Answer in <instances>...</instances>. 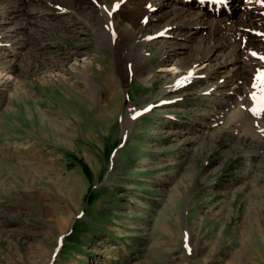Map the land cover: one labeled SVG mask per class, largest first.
I'll return each mask as SVG.
<instances>
[{
	"label": "rangeland",
	"instance_id": "1",
	"mask_svg": "<svg viewBox=\"0 0 264 264\" xmlns=\"http://www.w3.org/2000/svg\"><path fill=\"white\" fill-rule=\"evenodd\" d=\"M25 1L26 30H0V264H264V99L246 93L253 101L245 98L243 109L240 99L234 121L219 94L205 89L224 80L213 78L217 66L205 58L189 70L188 88L165 92L180 70L189 73L180 65L185 56L150 44L167 39L168 50L183 37L150 26L127 50L152 55L148 83L132 74L121 84V46L96 41L106 29L101 6L110 0ZM250 1L231 5L234 28L256 29L243 17ZM15 2L0 5V19ZM158 9L160 20L147 18L155 29L169 15ZM126 13L115 11L120 24ZM101 52L114 67L111 88L122 93L111 98L119 104L112 117L94 110L108 104L98 99L107 94L100 66L86 70L99 84L93 93L81 80ZM76 86L87 99L88 129L63 105ZM130 107L138 109L132 119Z\"/></svg>",
	"mask_w": 264,
	"mask_h": 264
},
{
	"label": "bare ground",
	"instance_id": "2",
	"mask_svg": "<svg viewBox=\"0 0 264 264\" xmlns=\"http://www.w3.org/2000/svg\"><path fill=\"white\" fill-rule=\"evenodd\" d=\"M17 1L18 2L14 3L10 11H8L7 13L4 12L1 13L2 15L0 19V21L2 22V24L0 25V30L10 29L12 30V33H14V36H16L17 34L15 33L18 32V27H17L18 24L23 25L25 30L28 26L27 22L25 23L22 22L20 16L21 15L29 16V12L25 10L24 4L22 5V3L23 2L26 3V1L25 0H17ZM229 1L230 4H232V6H236L239 5V3L238 4L236 3L242 0H229ZM9 4H12V0H0V5H3L6 8L8 7ZM148 4H150L149 7H147ZM263 4L264 2H255L251 0L248 4H246L245 8L243 9V13H244L243 17L245 23L247 25H254L256 27L255 29L256 32L259 31L264 32ZM104 5H105L104 7L103 6L101 7L102 9L105 8L107 14V17L105 16L106 29L104 30V32H98L99 36L96 39V41H97V46H104V47L106 46V48L107 47L112 48L113 50H115L117 46L118 47L119 45L121 46L120 54L123 55V57L117 53L118 58L116 59V61H119L122 64L123 68L120 69L119 63L115 61L117 64V68L120 70L121 78L120 80L118 79L119 83L122 84L123 78L126 75H132V74L140 78L142 82L148 83L147 81L149 76L148 70L151 69L150 64L153 63L154 61L152 55L148 56V52L145 49L141 48L139 51H135L133 49L134 52H131V56H130V54L129 55L127 54L128 53L127 50L133 47L134 44L143 37L145 27L147 28L148 26H150L153 29L151 33H157L162 29H164L165 27L171 26V30L164 31L163 34H168V35L175 34V36L180 35L181 37H183V41L176 42V47L170 46L171 48L168 50L162 47V44L168 42L166 41L167 39L157 38L158 42L151 43L150 45H154L156 47L158 46V49L162 55L168 54L170 51L171 52L170 54L172 56L173 55L185 56V58L182 61H180V65L181 66L185 65V67L184 66L183 67L187 68L186 71L192 69V67L196 65V62L200 61L203 58L206 59L204 63H206V61L209 63L214 62L217 67L212 72L214 76L213 78L217 80L220 79V77H224V80L222 84H220L222 81L219 83L220 85L217 88L210 89L208 87L205 89H209L208 92L210 93L211 91L214 90L213 92L214 95L219 94L218 97L216 96L214 97L218 100H222L221 107L223 110L233 111V114H235L234 116L236 117L234 121H236L237 123L240 122L239 112L242 111L245 107H247L246 104V106L243 108V105L245 104L244 102L245 98H247L245 97L246 93L248 94L257 93L256 95L258 96L257 101L264 99V96L261 97V95H264V83L262 84L257 83V73L261 69H264V59H261V56H264V43L260 46H258V44L256 43V40L264 41V37L262 35L252 34L251 32L241 27L234 28L235 18H233V14L232 15L230 13L228 14L223 9V7H221L217 13L216 10H210L207 7V4H204L206 6L203 7L197 0H134L133 3L130 2L129 0H125V1L110 0L109 5L108 3ZM117 5L119 6L118 10L125 8L127 11L126 13L127 16H125L124 14H120L125 16L126 18V20L122 21L121 24L119 23V20H117V18L119 17V16L117 17V15H119V13H116L117 14L116 15L115 11H113L114 9L113 7ZM153 6L158 7L159 8L158 10L169 12V15L166 16L165 22L157 29H155V23L151 24L147 20L148 16L150 15H153V18H155V20L161 19V15H158L156 11L151 10ZM165 8L168 9L165 10ZM66 10H67L66 7L65 8L61 7L60 13L63 14L65 13ZM72 12H76V11L73 10ZM18 17L21 19V22L17 20ZM7 19H10L9 22L11 23L10 24L11 26H8L7 24L8 22L6 24L3 23ZM12 26L14 29H12ZM22 29L23 28L20 27L21 32H23ZM15 30L17 32H15ZM74 30L77 29L75 28ZM9 34L12 35L11 33ZM149 34L150 33H148V36H150ZM64 35L65 33L62 34V37ZM8 37L9 36H7V38ZM242 37H246L245 43L242 42ZM15 41L16 40H14L12 37L8 38V42H15ZM183 48H186V50H183ZM253 50H255L259 55L254 56L252 53ZM67 52H69L70 57H73L70 51ZM61 53L62 54L59 57L61 62H63L61 66H65L66 63L64 61L66 60L67 57L65 55L66 50ZM87 54H89V52ZM91 65L100 66L98 76L101 79L104 90L107 91L106 95H100L98 99L99 100H102V98L103 100L105 98L108 99L107 105L105 104L100 105L94 108V110L101 109L100 113L105 110H109L110 117H112V111L113 112L115 111L114 112L115 115L116 110L119 107V104L111 100V98L113 99L112 96L114 94L122 95V93L117 91L116 88L115 89L111 88L112 85L111 81L112 79L114 81V78L111 77L110 72L114 67L110 61H107L106 53L101 52L93 59H91L84 68H82L84 74L82 75L81 80L83 83L87 84L88 86L87 92L89 93H93L96 86L99 85L98 82H96V80H94L91 77L89 72L86 71V70H90ZM98 66L96 68H98ZM181 66L180 69H182ZM195 67L197 69V67L199 66H195ZM200 68L202 67H199V69ZM190 71L188 73V72H182V70H180V73L174 76L175 78L174 81L169 86L165 87L162 90L168 92V91H177L179 89L184 90L188 88V86H190L191 84L192 77L195 75V73L193 72H192L193 74H191ZM207 74L208 73H206V75ZM79 85L81 86V84ZM76 88H77L76 90L74 89V91H71V94H73L74 96L71 102L70 103L67 102V104L63 102V105L65 107L70 106L73 110L75 109L74 111L76 113L73 112L74 117L80 122V124H82L83 127L88 129L89 128L88 126H92L93 123H90V121L86 117L87 111L85 105L87 103V99H85L84 95L82 96V94L78 91L80 90V87L76 86ZM138 90L139 88L136 90V92ZM241 95H243L244 97L241 98ZM251 98L249 95L248 98L246 99V103L248 101H253L251 100ZM240 99H242L240 103L243 109L239 105ZM60 100L63 101V99ZM114 104H116V106H114ZM104 107L107 108L102 109ZM250 107L252 108V106ZM130 108L128 109L127 113L128 115L130 113H133L132 116L130 114L131 116L130 119H132L136 115L138 109L135 108L134 110V108L131 109ZM98 118H100V116L97 117V114L93 116L92 120L94 124H98L97 122ZM114 122L115 121H113V123ZM124 124H126L125 120H124ZM262 132H264V130ZM262 132L260 131L256 134L258 136L256 140L260 141L259 138Z\"/></svg>",
	"mask_w": 264,
	"mask_h": 264
},
{
	"label": "snow or ice",
	"instance_id": "3",
	"mask_svg": "<svg viewBox=\"0 0 264 264\" xmlns=\"http://www.w3.org/2000/svg\"><path fill=\"white\" fill-rule=\"evenodd\" d=\"M118 7V5H117ZM253 55H259L258 53H253ZM261 59H264V56H261ZM264 79V69H261L258 73H257V80H261ZM255 95V94H253ZM163 102V101H162ZM145 111H147V109H145ZM189 251H191V248L189 247Z\"/></svg>",
	"mask_w": 264,
	"mask_h": 264
}]
</instances>
